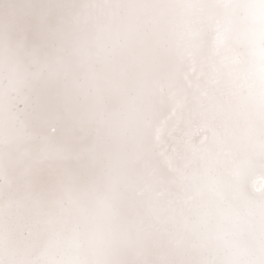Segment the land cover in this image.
Wrapping results in <instances>:
<instances>
[{
  "label": "snow or ice",
  "instance_id": "6c2138e0",
  "mask_svg": "<svg viewBox=\"0 0 264 264\" xmlns=\"http://www.w3.org/2000/svg\"><path fill=\"white\" fill-rule=\"evenodd\" d=\"M0 264H264V0H0Z\"/></svg>",
  "mask_w": 264,
  "mask_h": 264
}]
</instances>
